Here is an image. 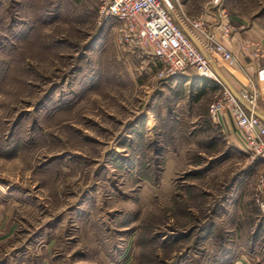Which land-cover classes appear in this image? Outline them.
Segmentation results:
<instances>
[{
    "label": "rangeland",
    "instance_id": "1",
    "mask_svg": "<svg viewBox=\"0 0 264 264\" xmlns=\"http://www.w3.org/2000/svg\"><path fill=\"white\" fill-rule=\"evenodd\" d=\"M97 6L0 0V264H264V159L209 119L220 87L158 76ZM175 8L264 38V0Z\"/></svg>",
    "mask_w": 264,
    "mask_h": 264
},
{
    "label": "built area",
    "instance_id": "2",
    "mask_svg": "<svg viewBox=\"0 0 264 264\" xmlns=\"http://www.w3.org/2000/svg\"><path fill=\"white\" fill-rule=\"evenodd\" d=\"M97 10L100 16L113 21L116 42L127 52L136 53L158 76L167 78L191 70L217 83L220 92L209 103V119L222 126L225 117H230L246 149L264 159V120L255 110L258 87L250 83L236 93L214 71L215 62L226 69L238 62L216 37V30L224 36L238 31L224 9H218L212 23L205 17L207 11L198 16L180 13L175 0H98ZM240 49L257 61L264 58V51L254 40L241 43ZM257 74L264 76V61ZM256 183L255 199L264 222V171Z\"/></svg>",
    "mask_w": 264,
    "mask_h": 264
},
{
    "label": "crops",
    "instance_id": "3",
    "mask_svg": "<svg viewBox=\"0 0 264 264\" xmlns=\"http://www.w3.org/2000/svg\"><path fill=\"white\" fill-rule=\"evenodd\" d=\"M217 12L218 11L216 10L214 12H206V19L210 23H212L217 17ZM216 37L217 39H220L224 43V45L237 56L238 62H236L229 69H226L220 63L215 62L214 71H217L218 75L236 93H238L240 88H242L244 85H248L250 83H252L256 87L258 86V101L255 110L259 117L264 120V87L260 86L257 74V68L259 65H261V63H263L264 58L257 61L248 51H242L240 49L241 43L247 40H254L258 43L260 49L264 51V38L261 34L260 28L254 26L253 28L249 27L240 31L230 33L229 36H224L216 30ZM237 71H239L241 75H243V78H239ZM224 120L225 122L222 125L224 130L229 131L235 128L234 121L230 117H225ZM236 131L237 130H235L234 132ZM239 247L240 245L237 246V248ZM224 254L228 255V252L225 251ZM231 254L235 253L231 251ZM251 255V252L247 253L246 250H243L238 254L236 258H230V260H227V258L224 259V262L222 264H232L233 262H236L237 264H256L257 262H260L256 258L257 256L253 255L254 257H251Z\"/></svg>",
    "mask_w": 264,
    "mask_h": 264
},
{
    "label": "trees",
    "instance_id": "4",
    "mask_svg": "<svg viewBox=\"0 0 264 264\" xmlns=\"http://www.w3.org/2000/svg\"><path fill=\"white\" fill-rule=\"evenodd\" d=\"M197 75V74H196ZM198 76V75H197ZM198 77H200V79L202 80V79H205V78H203V77H201V76H198ZM205 80H207V79H205ZM222 253V252H221ZM224 253V252H223Z\"/></svg>",
    "mask_w": 264,
    "mask_h": 264
}]
</instances>
